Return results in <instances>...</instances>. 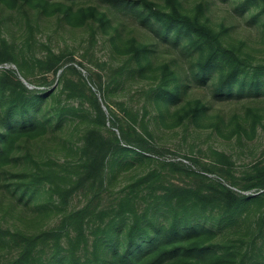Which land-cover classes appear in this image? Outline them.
Returning a JSON list of instances; mask_svg holds the SVG:
<instances>
[{
  "label": "trees",
  "instance_id": "1",
  "mask_svg": "<svg viewBox=\"0 0 264 264\" xmlns=\"http://www.w3.org/2000/svg\"><path fill=\"white\" fill-rule=\"evenodd\" d=\"M80 1L0 0V19L11 21L18 12L29 24L34 10L37 18L60 14L73 27L97 19L104 26L114 22L117 37L113 42L111 38V45L127 59L114 71L113 82L124 72L131 78L151 77L153 82L144 91L146 111L155 108L159 121L175 114L181 124L198 127L211 120L208 126L223 134L228 120L222 111L212 117L210 110L217 101L233 99L244 102L245 110L230 119L232 132L240 142L256 135L264 119L259 105L264 99V62L256 63L253 53L229 42L230 27L211 24L206 15L211 5L200 3L189 11L181 0H105L116 10L109 18L106 12L100 16L96 7L75 11ZM233 1L235 9L264 33V0ZM121 12L147 28L145 40L122 32ZM162 52L179 56L157 61ZM34 56L28 59L8 39L0 41V64L12 62L26 80L37 68L47 86L30 89L14 70H0V186L6 188L10 206L28 221L45 220L53 213L61 219L54 228L35 231L29 224L25 229L0 226L1 247L10 250L0 254V264H264L263 163L246 175L244 185L231 183L250 194L214 180H203L195 188L145 187L148 180H157L150 174L123 190L109 206L102 205L124 156L148 159L150 155L137 147L149 151L150 144L129 127L118 126L126 146L121 143L122 138L108 129L105 111L81 71L64 68L63 53L47 47L46 56ZM55 78L60 80L59 89L50 87ZM61 94L82 100L56 107L54 101ZM84 98L91 108L85 107ZM80 111L88 113V123L77 145L59 131L66 112ZM127 114L133 119L139 116L133 109ZM36 139H49L46 146L51 151L46 157L39 156L32 143ZM59 151L67 153L63 161ZM224 155H219L221 160L231 163ZM9 166L19 171H6ZM83 189H89L92 198L81 208L71 207L73 195Z\"/></svg>",
  "mask_w": 264,
  "mask_h": 264
},
{
  "label": "rangeland",
  "instance_id": "2",
  "mask_svg": "<svg viewBox=\"0 0 264 264\" xmlns=\"http://www.w3.org/2000/svg\"><path fill=\"white\" fill-rule=\"evenodd\" d=\"M156 1L164 3V0ZM181 1L184 8L189 11H193L195 6L200 3L211 5L210 10L206 12L211 24L216 28H221V24L230 27L229 42L253 53L256 63L264 62V33L262 30H258L255 24L250 23L249 18L241 15L239 9H235L233 0ZM79 7L84 9L96 7L100 16L106 12L109 18H112V13L116 11L105 0H81L76 3L75 11H78ZM31 11L34 14V10ZM32 13L30 12L33 17H31L29 24H27L26 15L23 16L18 12L14 13L11 21L0 19V41L8 39L13 48L28 59L33 58V55L38 58L46 56L47 47L55 53H63L64 68L75 66L81 71L89 86L97 94L105 111L108 129H112L118 138H122L121 143L126 146V141L121 135V128L118 126L129 127L133 133L135 131L144 136V139L148 141L146 143L150 144L151 150L149 151L137 147L140 151L150 155L148 159L140 160L136 157L133 158L132 155L124 156L123 164L116 167L111 187L109 186L110 189L103 194L102 205L109 206L123 190L129 189L130 185L150 174H156L153 178L157 180L154 182L148 180L145 187L153 185L161 189L162 185H166L195 188L200 186L203 180L207 182L214 180L231 186L238 192L251 193V191L244 192L231 185V183L244 185L247 182L245 177L253 167L260 163L264 164V119L259 125L256 135L251 139L244 137V140L240 142L236 132H232L234 126L229 121L235 113V115H243L244 102L228 99L213 104L210 110L211 116L214 117L219 111H222L223 114L221 115L228 120L223 128V134H219L211 126H208L211 120L199 127L190 122L181 124L175 119V114L165 116L159 121L156 118L158 112L155 108L148 107V112L144 109L146 103L144 91L151 86L153 82L151 77L137 76L131 78L124 72L118 78V82H113L114 71L124 65L127 59V55L116 53L113 45H111V38L113 42L114 37H117V28L114 22H112V26L110 24L104 26L97 19L89 20L83 26L73 27L60 14L48 13L37 18V14L33 15ZM118 14L124 21L125 25L122 32L125 35L134 36L139 41L145 40L148 32L145 26L129 14L122 12ZM171 54L179 56L178 53L162 52L157 61L171 59ZM9 69L14 70L18 79H21L30 89L42 90L47 88L43 82L44 74L39 69H34L33 74L27 80L20 75L12 62L0 64V70ZM48 78L49 80L54 79L52 74H49ZM69 78L74 81L77 79L75 74L69 75ZM59 81V78H55L50 87L59 89ZM84 99L85 107L91 108L88 98ZM79 100H82V97L75 96L67 99L65 94H61L60 100L55 99L53 105L56 107L68 103L77 105ZM259 105L260 108L264 109V99ZM129 109L139 112V116L135 119L131 118L127 114ZM86 114L88 113L83 111L77 114L66 112L63 119L65 125L60 128L59 135L63 137L62 135L66 133L65 136L70 143L79 145L80 135L88 123ZM144 114L145 122H143ZM114 117H118L119 121H114ZM144 125L147 126L151 134L145 131ZM44 140L36 139L32 143L38 150L39 156L42 154L46 157L51 150L49 151L46 146L49 139ZM48 145L50 144L48 143ZM221 153L230 157L232 162L225 163L221 160L219 157ZM66 154L62 151L57 153L58 157H61V161L67 158ZM172 163L183 169H177L171 165ZM190 169L194 170L196 174L189 173L188 170ZM8 170L16 172L19 171V168L9 166L6 167V171ZM5 189L0 186V226L2 228L14 229L15 225H19L25 229L29 224L30 230L35 231L41 228H54L59 224L61 215L57 216L55 213L45 220L40 219L38 221L34 218V220L30 218L28 221L29 219L20 216L19 209L10 206L11 198ZM143 191L146 192L145 188ZM92 196L93 193L89 189L79 190L73 195L71 207H83ZM151 200L153 199H147V201ZM145 201H139L140 207L145 205ZM9 253L10 250L7 247L2 248L0 244V254L8 255Z\"/></svg>",
  "mask_w": 264,
  "mask_h": 264
}]
</instances>
